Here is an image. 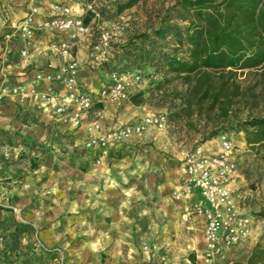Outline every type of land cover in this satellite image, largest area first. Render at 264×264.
<instances>
[{"label":"rangeland","instance_id":"374dc122","mask_svg":"<svg viewBox=\"0 0 264 264\" xmlns=\"http://www.w3.org/2000/svg\"><path fill=\"white\" fill-rule=\"evenodd\" d=\"M118 1L68 4L74 9L91 5L97 18L89 25L95 32L111 23L124 24L123 43L149 35L178 9L177 0H144L115 16ZM27 7L28 0H0V49L6 32ZM14 48L12 44L4 55L0 50V90L10 87L14 67L20 63ZM102 66L93 70L101 87L109 85L116 73ZM84 75L86 80L88 74ZM143 75L131 94L146 92L147 97L161 80V73L151 66L143 68ZM168 79L161 91L162 107L140 105L126 121L118 118V110L112 113L115 124L129 123L147 112L163 113L166 128L148 130L101 153L66 148L62 137L41 129L21 107L0 101V264H201L200 234L172 197L179 155L219 132L238 130L235 123L260 113L261 99L252 95L239 99L228 118L215 112L188 117L177 99L184 86L174 76ZM250 83L247 78L240 85ZM152 103L158 104L157 99ZM119 105L120 110L122 102ZM178 110L179 118L170 120ZM232 136L239 150L234 197L240 210L253 219V228L246 242L224 252L216 264H244L251 249L264 244V148L248 147L243 132Z\"/></svg>","mask_w":264,"mask_h":264},{"label":"built area","instance_id":"2783aa9c","mask_svg":"<svg viewBox=\"0 0 264 264\" xmlns=\"http://www.w3.org/2000/svg\"><path fill=\"white\" fill-rule=\"evenodd\" d=\"M87 12L93 14L91 21L97 18L89 4L83 9L79 6L74 9L68 3L55 1L45 17L37 7L28 8L6 32L5 43L15 42L20 48L19 57L24 59L37 35H61L63 39L52 44L51 48L61 52L66 61L53 71H38L24 83L1 89L0 101L13 98L17 104H23L29 99L49 111L58 124L73 129L80 127L83 116L95 104L128 101L131 92L142 82L139 74L114 73L109 85L102 86L95 94L88 92L80 81V65L71 55L72 48L86 39V65L95 69L109 60L112 45L123 43L120 36L125 28L124 24L115 22L95 32L89 24H84L83 17ZM99 118L97 114L85 126L82 143L83 149L95 153L137 139L148 130L161 132L167 125L165 114L147 112L133 123H119L101 130ZM233 139L230 133L219 132L214 138L179 155L185 181L197 190L200 197V201L190 203L188 210L204 223L202 264H216L224 252L246 242L253 228V219L240 210L234 197L239 150ZM172 197L181 200L177 192ZM148 249L147 245L142 246L144 252Z\"/></svg>","mask_w":264,"mask_h":264},{"label":"trees","instance_id":"16d2710c","mask_svg":"<svg viewBox=\"0 0 264 264\" xmlns=\"http://www.w3.org/2000/svg\"><path fill=\"white\" fill-rule=\"evenodd\" d=\"M142 1H118L115 16ZM176 5L174 16L160 20L149 35L112 45V55L103 70L125 73L134 68L141 79L145 66L161 73V80L147 97L146 92L130 94L128 102L135 107H162V88L170 83L168 77L174 76L184 86L177 99L188 117L215 112L228 118L239 99L259 97L260 113L235 123L238 130L228 133L237 136L243 132L248 147L264 148V0H177ZM92 17L91 12L85 13L84 24L88 25ZM164 46L170 51L165 52ZM247 78L252 83L242 88L240 82ZM149 82H153L152 77ZM155 98L158 104L152 103ZM180 110L171 113L169 119L177 120ZM244 264H264V244H256Z\"/></svg>","mask_w":264,"mask_h":264},{"label":"crops","instance_id":"0c3cea01","mask_svg":"<svg viewBox=\"0 0 264 264\" xmlns=\"http://www.w3.org/2000/svg\"><path fill=\"white\" fill-rule=\"evenodd\" d=\"M55 1H61L63 3H68L70 0H28V7L35 6L39 9L42 17L49 15V7L51 3ZM24 16V15H23ZM22 16V17H23ZM63 39L61 35H37L35 42L33 44L32 49L30 50L28 56L26 58L19 57V46L15 42H10L15 44L14 52L17 54V57L20 59L19 65L14 67V73L12 79V83L10 87L24 83L28 81L34 73L38 71L49 72L55 70L59 65L66 61L65 56L61 53L52 49V44ZM84 42V43H83ZM82 43H77L71 51V55L77 60L80 65V81L86 90L92 94H95L100 88V85H96L99 77L97 74H93V70L86 65V52L87 46L85 45L86 39H84ZM9 43H3L1 45V51H3V55L6 53H10L12 50V44L7 46ZM92 71V72H91ZM84 74H88L87 79L85 80ZM5 104H9L13 108L21 107L23 110V114L28 113L32 117L36 119V121L40 124V128L43 130H47L52 134L58 135L60 138L62 137L63 141H65L66 148L70 150L82 148L83 140L85 139V126L94 120L95 116L98 114L100 116L99 123L101 130H107L115 125V122L112 118V113L118 110V118L122 121H126L131 119L136 115V107L133 105H127L128 101L122 102L123 108H116L120 106L119 104H95L93 108L83 116L81 125L77 129H73L68 126H63L58 124L51 116L50 112L47 110H43L38 105L32 103L29 99H26L23 104H17L13 98H6L4 100ZM7 102V103H6ZM127 103V104H126ZM107 107H111V111ZM140 118L133 120L129 123H133L138 121ZM178 171L176 175V180L174 182L173 188L171 190L172 194L177 192L181 195V200H175L183 214V218L187 221V223L191 226L192 229L198 230L200 234V255L199 259L202 264V250H203V227L204 223L202 219L196 218L192 216L188 210L190 203L200 201V197L198 195L197 190L188 185L185 181V177L182 172V168L180 165V161L178 159ZM193 259V261H192ZM192 263L194 262V257H191Z\"/></svg>","mask_w":264,"mask_h":264}]
</instances>
